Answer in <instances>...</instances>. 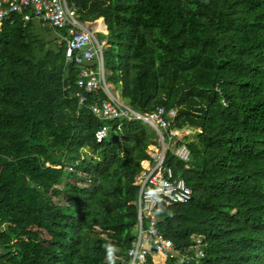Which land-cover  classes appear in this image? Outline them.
<instances>
[{
  "label": "trees",
  "instance_id": "obj_1",
  "mask_svg": "<svg viewBox=\"0 0 264 264\" xmlns=\"http://www.w3.org/2000/svg\"><path fill=\"white\" fill-rule=\"evenodd\" d=\"M67 2L80 21L104 19L97 39L119 98L141 113L173 109L172 127L196 134L190 162L164 157L192 189L155 210L175 248L164 264L193 233L207 247L189 264H264V0ZM32 27H0V264H130L135 178L156 133L117 119L98 143L89 107L106 97L80 105L76 87L98 63L67 64L64 42Z\"/></svg>",
  "mask_w": 264,
  "mask_h": 264
},
{
  "label": "built area",
  "instance_id": "obj_2",
  "mask_svg": "<svg viewBox=\"0 0 264 264\" xmlns=\"http://www.w3.org/2000/svg\"><path fill=\"white\" fill-rule=\"evenodd\" d=\"M17 21L23 23L37 22L43 27L59 33L57 44L65 42L64 56L67 64L84 65L95 60L98 68L81 67L76 79V87L82 91L79 103L86 102V95L103 92L106 99H99L89 107L92 114L104 122L124 119L140 120L147 124L157 135L158 146L150 147L149 160L142 162V171L135 178L138 195L134 204L137 207L135 229L137 232L134 246L127 252L130 264H145L151 255L153 264H164L167 254L174 252L172 242L158 230V218L155 210L159 204L171 206L183 204L192 197V189L184 179L174 174L171 167L164 164L166 151L187 164L191 161L188 145L181 141L189 129L172 128V120L176 111L166 110L158 106L150 112H138L113 94L111 85L107 83L102 64L103 46L98 42L97 21H80L70 10L67 0H0V26L10 25ZM103 27L105 28L103 22ZM226 105L224 99H221ZM109 133V126L102 125L95 133L97 142H102ZM180 142V143H178ZM191 244L186 254L178 255V264H189L190 258L200 259L205 255L206 237L202 234L190 235ZM153 253L159 256L157 261ZM192 254V255H191Z\"/></svg>",
  "mask_w": 264,
  "mask_h": 264
},
{
  "label": "rangeland",
  "instance_id": "obj_3",
  "mask_svg": "<svg viewBox=\"0 0 264 264\" xmlns=\"http://www.w3.org/2000/svg\"><path fill=\"white\" fill-rule=\"evenodd\" d=\"M97 20H98V18L95 19V20H90V21L95 22ZM100 22H102V21H100ZM32 23H33V27L31 28V32H33L34 34L40 36L41 38H44L45 40L51 41V42H54L55 40L59 39V34L56 33L54 30L47 29L46 27L41 26L37 22H32ZM104 26H105V24H104ZM96 29L101 30L98 33H102V34H106L107 33L106 26H105V28L103 27V28L99 29V27L97 25ZM98 42L101 44V46H107L106 42L104 43V40L103 41H99V39H98ZM110 85H111V88H110L111 92L113 94H118L119 90H118L117 86L113 85V84H110ZM195 137H196V134L193 133V132L186 133L185 138L182 139V141L185 142V143H189ZM153 258H154L155 261H157L159 259V256L156 255L155 253H153Z\"/></svg>",
  "mask_w": 264,
  "mask_h": 264
},
{
  "label": "bare ground",
  "instance_id": "obj_4",
  "mask_svg": "<svg viewBox=\"0 0 264 264\" xmlns=\"http://www.w3.org/2000/svg\"><path fill=\"white\" fill-rule=\"evenodd\" d=\"M101 20H99L98 22H97V24H95V27H97V25H98V27H99V29H101V28H103V25H102V22H100ZM1 27V26H0ZM56 33H58L57 31H55ZM59 34V33H58ZM57 40H55V42H56ZM56 44H57V42H56ZM63 44V42L61 43V45ZM64 44H65V42H64ZM65 46V45H64ZM94 61V60H93ZM92 62V61H91ZM97 62V61H96ZM98 63V62H97ZM102 64H103V53H102ZM98 68V67H97ZM104 68V67H103ZM111 90V89H110ZM103 96H105V94H103V92H100ZM100 93H98V94H100ZM96 96V95H95ZM106 97V96H105ZM99 99H101V100H103L104 98H100L99 97ZM106 99V98H105ZM120 99V98H119ZM121 100V99H120ZM99 101V100H98ZM97 101V102H98ZM122 101V100H121ZM122 102H124V101H122ZM124 103H126V102H124ZM80 104V103H79ZM84 104V103H83ZM127 104V103H126ZM80 105H82V104H80ZM130 106V105H129ZM135 110V109H134ZM97 118V117H96ZM140 121V120H139ZM102 122H103V125L104 124H107V122H110V121H107V122H105L104 123V121L102 120ZM142 122V121H141ZM145 124V123H144ZM108 126H109V131H110V125L109 124H107ZM147 125V124H146ZM148 126V125H147ZM149 127V126H148ZM149 128H151V127H149ZM172 128H174V127H172ZM152 129V128H151ZM175 129V128H174ZM153 130V129H152ZM154 132H155V130H153ZM156 133V132H155ZM109 134V133H108ZM108 136V135H107ZM157 135H156V138L154 139V142H155V144H151L149 147H148V149H147V153H148V151H149V149H150V147H153V146H158V142H157ZM96 140V139H95ZM98 143H100V142H98ZM191 151V150H190ZM167 152V151H166ZM149 156V155H148ZM147 160H149V158L148 159H146V160H144V161H147ZM144 161H142V162H144ZM142 162H141V167H142Z\"/></svg>",
  "mask_w": 264,
  "mask_h": 264
},
{
  "label": "crops",
  "instance_id": "obj_5",
  "mask_svg": "<svg viewBox=\"0 0 264 264\" xmlns=\"http://www.w3.org/2000/svg\"><path fill=\"white\" fill-rule=\"evenodd\" d=\"M100 20L104 23V19L103 18H100ZM99 21V19L97 20V22ZM97 24V23H96Z\"/></svg>",
  "mask_w": 264,
  "mask_h": 264
},
{
  "label": "clouds",
  "instance_id": "obj_6",
  "mask_svg": "<svg viewBox=\"0 0 264 264\" xmlns=\"http://www.w3.org/2000/svg\"><path fill=\"white\" fill-rule=\"evenodd\" d=\"M104 24V23H103Z\"/></svg>",
  "mask_w": 264,
  "mask_h": 264
}]
</instances>
